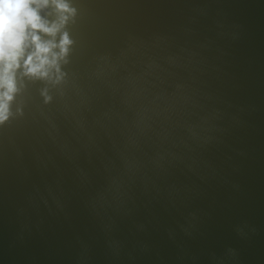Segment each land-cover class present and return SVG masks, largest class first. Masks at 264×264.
Segmentation results:
<instances>
[{"label":"water","instance_id":"1","mask_svg":"<svg viewBox=\"0 0 264 264\" xmlns=\"http://www.w3.org/2000/svg\"><path fill=\"white\" fill-rule=\"evenodd\" d=\"M69 2L0 123V264H264V0Z\"/></svg>","mask_w":264,"mask_h":264},{"label":"clouds","instance_id":"2","mask_svg":"<svg viewBox=\"0 0 264 264\" xmlns=\"http://www.w3.org/2000/svg\"><path fill=\"white\" fill-rule=\"evenodd\" d=\"M74 15L69 0H0V123L11 115L19 80L62 79L71 44L65 26Z\"/></svg>","mask_w":264,"mask_h":264}]
</instances>
